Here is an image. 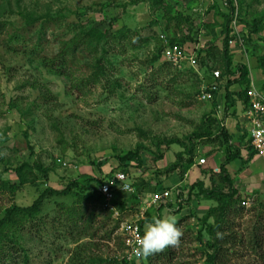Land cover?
Wrapping results in <instances>:
<instances>
[{
  "label": "rangeland",
  "instance_id": "374dc122",
  "mask_svg": "<svg viewBox=\"0 0 264 264\" xmlns=\"http://www.w3.org/2000/svg\"><path fill=\"white\" fill-rule=\"evenodd\" d=\"M177 1L174 11L166 15L164 10L155 9L151 0H11L13 11L4 17L7 28L0 36V186L2 181L19 184L15 168L24 162L39 163L48 172H25L28 182L24 186L15 192L0 190V219L10 206L30 205L46 188L63 190L82 175L98 180L103 176L99 163L104 173L122 169L118 156L141 146L142 166H128L138 198L118 195L119 201L129 198L123 218L130 219L140 212L142 198L166 187L179 188L185 204L179 209L171 201L173 206L161 204L165 206L162 217L174 216L182 231L178 244L171 247L180 264H205L209 236L201 218L216 203L198 196L197 189L191 192V186L201 180L199 174L205 176L207 186L217 181L220 174L210 171L209 164L217 153L225 161L227 143L223 136L195 139L193 167L201 157L206 158V163L195 171L192 167L184 172L182 168L170 170L182 147L164 142L174 138L187 141V136L199 131L205 122L217 135L221 121L213 116L215 108L225 102L227 80L235 77L222 78L219 101L201 100V86L210 81V71L218 68L219 56L205 52L200 58L205 66L200 69L199 65L197 72L176 69L164 63L163 57H157L158 50L172 39L193 38L185 43L198 46L197 53L209 43L221 47L225 24L221 13L227 14L229 9L228 0ZM235 6V26L243 44H229L232 68L247 66L251 84L262 89L264 70L258 66V57L264 55V29L250 32L251 27L244 21L253 23L255 18H264V0H235ZM19 11L34 12L43 19L30 23ZM92 28H98L97 33L86 35ZM63 48L69 49V62L59 61L58 73L42 66L43 59H53ZM242 88L238 83L229 87L235 100V106L227 109L231 116L239 115L237 107H242V101L236 92ZM237 129L240 131L239 123ZM229 134L233 136L230 131ZM236 137L250 150L247 135ZM233 141L232 137L230 145ZM58 158L66 166L58 165ZM236 162V182L245 185L249 166L240 158ZM257 166L259 172L264 171L263 161ZM255 178L251 186L255 193L245 191L243 195V199L252 198V203L236 217V223L246 225L255 218L250 207L260 197L257 192H264V180ZM74 200L73 193L48 196L42 206V219L26 223L21 233H16L20 245L31 255V264H69L71 252L80 246L88 256L91 253L120 262L123 246L121 234L115 229L114 211L106 208L103 201H83L94 220L91 224L80 220L75 227L73 223L66 224L63 217V206H72ZM157 207L151 208L154 218ZM149 222L146 219L145 228ZM53 225L58 227L57 233ZM70 227L74 235L65 237ZM200 230L202 241L198 239ZM15 248V257L21 260L22 252ZM246 256L251 264H264L253 255ZM236 262L241 264L235 259L233 263ZM135 264L147 262L141 257Z\"/></svg>",
  "mask_w": 264,
  "mask_h": 264
},
{
  "label": "trees",
  "instance_id": "16d2710c",
  "mask_svg": "<svg viewBox=\"0 0 264 264\" xmlns=\"http://www.w3.org/2000/svg\"><path fill=\"white\" fill-rule=\"evenodd\" d=\"M155 9L164 10L165 14H169L174 11L175 4L178 3L177 0H151ZM175 1V2H173ZM241 3V4H240ZM239 4L242 5V2ZM228 9L229 13L222 14L221 16L224 18L225 24L223 27V35L222 38V46L217 47L212 43H209L207 47L204 49H200L198 53V58H200L203 54L211 53L212 57H220L218 68L221 72V77L223 79L228 78L229 76L235 77L232 81L230 79L227 80L226 86V100L225 104L227 109L235 106V100L232 97V92L229 91V87L235 83H238L243 87L238 94L239 100H241L244 104L249 102V96L247 91L251 84L250 72L247 66L238 65L236 68H232V57L229 54V33H230V25L232 22V17L236 13L235 0H228ZM13 9L11 6V0H0V36L6 31L7 28V19H4L8 13H12ZM22 17L26 19L27 22L33 23L36 22L39 18L43 17L41 15H37L34 12L24 13L22 11L18 12ZM183 17V16H178ZM188 19V18H187ZM248 28L251 27L250 32L258 33L259 31H263L264 29V18L258 17L255 18L254 22L244 21ZM98 28H92L86 35H94ZM84 32H81V34ZM97 33V32H96ZM250 34V33H249ZM224 36V37H223ZM187 39L193 40V38H181L179 40L172 39L170 41V45H174L175 43L184 44ZM196 41V40H195ZM164 48H160L158 50V57L162 58ZM215 51V52H214ZM69 49L63 48L61 52H59L53 59H43L42 66L46 68H50L55 73H58V63L62 61L64 63L68 61ZM168 63V62H164ZM200 69H202L205 64L204 62H199ZM258 66L264 70V55L258 57ZM212 69V70H214ZM191 70V69H190ZM194 70V69H193ZM197 72V71H196ZM212 80V77L210 78ZM261 89V88H260ZM262 90L264 91V84L262 86ZM216 109V108H215ZM217 119V118H215ZM219 120V119H218ZM217 120V122H218ZM220 121V120H219ZM206 123V122H205ZM201 125V129L199 131H195L192 135L187 136L186 140L181 138H174L171 140H167L164 142L166 145L178 144L182 147V151L177 153V160L174 165L170 168L171 171H175L178 168H182L185 172L193 167L195 164V139L202 138H219L221 136L224 137V144L226 148L225 161L220 166L221 173L218 176L217 181L212 182L210 186L205 185L204 180H198L191 186V192H194L197 189L198 196H202L204 200L214 201L216 204L212 205L206 211V214L201 218L202 225L209 236L208 240L205 243V248L207 251L205 255L207 256L205 264H237L233 263L236 259L241 264H251L249 258H247V254L253 255L255 258L264 261V195L260 196L258 200L254 202V205L250 207V210L256 213L255 218L247 221V224H243V222L236 223L235 219L238 215H242L245 211V206L242 205L243 195L237 188L234 180L231 175L228 173L226 168V164L239 159L242 155V149L236 145H230L232 136L229 134L228 129L222 125V122H218L217 128L220 130L216 135L215 131L211 128V124ZM217 130V131H218ZM230 142V143H229ZM249 147L245 148L248 150L249 155L244 162L250 161L251 157L255 155V152L248 140L246 143ZM141 146H139L135 151H130L126 155L118 156L122 169L113 168L109 172L103 171L102 163H99V167L101 172L106 176H111L116 171H124L128 172V166L139 168L142 166L143 161L140 156ZM213 153H209L211 156ZM184 155H187V159H184ZM162 156H160L161 158ZM47 173V169H43L42 165L39 163H34L33 165L24 162L20 166L15 168V172L19 178V184L14 183V185H10L9 182H3V185L0 186V190L10 189L11 191H16L20 187L24 186L28 179L24 178V173H33L34 170ZM211 171V170H210ZM27 175V174H26ZM103 178L96 180L93 177L88 175H82L79 178L73 180L69 183L63 190H56L54 188H46L44 189L37 198L27 206H20L14 204L6 209L4 216L0 219V264H31V255L25 247L20 245V241L16 238V233H21V230L24 229L26 223H31L36 221L38 218L42 219V206L44 205V201L48 196L55 194H63L69 195L74 194L75 200L72 206L66 207L63 206V211L66 218V224L73 223L77 227V223L80 220H84L87 224H91L92 220H94L93 214L90 215L88 213L87 208L82 203L83 201H87L89 203H93L96 200L100 202L103 201L102 196L98 193V188L100 184L103 182ZM36 183L34 180H32ZM93 184H96L97 187L93 189ZM135 186V184H134ZM136 192L130 194V199L138 198L137 187H135ZM191 195V194H190ZM189 195V197H190ZM262 197V198H261ZM118 198V197H117ZM125 198L121 201L118 199L115 200V204L120 207L123 211L127 206L128 202ZM119 201V202H118ZM83 204V206H82ZM126 204V205H125ZM168 206H173L171 202L165 203ZM75 205V206H74ZM74 206V207H73ZM164 205H160L156 208V217H162V210L164 209ZM154 211V210H153ZM153 211L147 212V220H153ZM213 220V222H212ZM146 220L142 222L144 225ZM119 227V221L117 220L116 228ZM54 229V233H57L58 227L55 225L52 226ZM65 237H72L74 235V228H69ZM113 232V230L111 231ZM203 231H199L198 239L202 241ZM59 239V238H58ZM78 242V240H75ZM10 243V245H8ZM15 247L20 248L22 255L21 260H17L18 257H15ZM79 247L78 251H72L70 257L68 259L69 264H123L119 262L115 258H108L104 256H98L95 254H91L88 256L87 250ZM165 252H156L148 257H142L144 262L147 264H180V258L177 257V252L171 246L168 247ZM210 251V252H209ZM86 254V255H85ZM178 258V259H177ZM177 259V260H176ZM47 264H51L48 261Z\"/></svg>",
  "mask_w": 264,
  "mask_h": 264
},
{
  "label": "built area",
  "instance_id": "2783aa9c",
  "mask_svg": "<svg viewBox=\"0 0 264 264\" xmlns=\"http://www.w3.org/2000/svg\"><path fill=\"white\" fill-rule=\"evenodd\" d=\"M236 13L230 25L229 44L231 46L243 44V40L235 26V23L238 22V14ZM197 49L198 46L188 45L187 43L169 44L164 48L162 57L176 69H194L198 71L200 61L198 59ZM210 76L212 80L201 86L199 99L217 102V100L219 101L217 94L221 93L220 89H222L223 79L219 69L211 70ZM247 94L249 96V102L243 107L240 121L241 134L247 135L246 141H250L255 155L264 160V91L252 83L249 86ZM227 112L231 115V110H226L224 102H219L214 116L222 121L223 126L227 125L230 116H228ZM56 162L60 166H66V163L61 158L56 159ZM204 163H206V158L201 157L198 164L203 165ZM214 171L219 173L220 168L216 167ZM101 178H103V182L98 188V193L102 196L105 207L114 211V218L119 221V227L117 229L121 234L123 248L120 253L121 256H118V258L120 262H124L123 264H135L141 257H136L132 250L138 246L137 242L144 233L145 227L142 225V222L147 219V212L153 207L170 201L176 205L185 204L184 196L179 188H165L160 192H154L147 198H142L140 212L138 214L130 219H125L122 214L124 211L115 204V200L118 199L119 194L130 195L136 192L131 175L128 172L116 171L111 176L103 174ZM251 203L252 198L250 197L242 201V205L245 207L250 206Z\"/></svg>",
  "mask_w": 264,
  "mask_h": 264
},
{
  "label": "clouds",
  "instance_id": "9594fccd",
  "mask_svg": "<svg viewBox=\"0 0 264 264\" xmlns=\"http://www.w3.org/2000/svg\"><path fill=\"white\" fill-rule=\"evenodd\" d=\"M224 105L227 110L225 102ZM225 127H227V125H225ZM211 171L215 172L214 168H211ZM219 173H221V169ZM179 207L180 205H178V209ZM181 236L182 231L177 226L174 216L168 215L165 217L153 218V220L147 224L142 237L138 240V246L133 248V254L136 257H148L166 247L177 245Z\"/></svg>",
  "mask_w": 264,
  "mask_h": 264
},
{
  "label": "crops",
  "instance_id": "0c3cea01",
  "mask_svg": "<svg viewBox=\"0 0 264 264\" xmlns=\"http://www.w3.org/2000/svg\"><path fill=\"white\" fill-rule=\"evenodd\" d=\"M243 107H244V103L242 102V107L240 106L239 104V107H237V110H238V114L237 117L236 116H229V119L227 121V129L232 133V137L234 138V141L232 142L233 145H236L238 147H240V149H242V155L240 157V160H246L248 158V155H249V152L247 149H245V147L243 145H241V142H239L237 140L238 137H236V134L238 135H241V127H240V131L237 129V123L240 124V121H241V116H242V111H243ZM240 108V109H239ZM247 151V152H246ZM220 152V151H219ZM246 152V153H245ZM248 154V155H247ZM224 158H225V155H223ZM246 157V158H245ZM213 160L211 161L212 165L209 164V168L211 170V168H215V167H220L223 163V160H222V156H221V153H217L216 155L214 154V156L212 157ZM217 159V161H216ZM238 159L226 164V168L228 170V173L231 175L232 179L234 180L237 188L239 189V191L241 192L242 195H244V193H246L245 191H253V188L251 186H253V181L256 179L255 177H258V178H261L264 180V171H261L259 172V168L257 166V164L260 162V161H263V165H264V160H262L260 157H258L257 155H254L253 157H251L249 163L247 162H244L247 164V166H249L248 168L250 169L249 172L246 174V177L244 182L246 183L244 185L243 182H240V183H237L236 182V179H235V176H234V166L236 165V161ZM256 165V166H255ZM196 167V168H195ZM198 165L196 164V166H194L191 170L195 171L196 169H198ZM192 172V171H191ZM200 175V176H199ZM197 175V177H200L199 179L201 180H204V182L207 181V179H205V176L203 174H199ZM236 175V174H235ZM243 177V175L241 176ZM240 181V180H239ZM212 184V182L210 183ZM206 185V183H205ZM166 188H170V187H166ZM262 188H264V183L262 184ZM262 190V189H260ZM257 192V191H256ZM255 193V190L253 191L252 194ZM248 194V193H247ZM257 194L259 196H262L264 195V192L262 191L261 193L258 191ZM149 211H152V209H150Z\"/></svg>",
  "mask_w": 264,
  "mask_h": 264
}]
</instances>
